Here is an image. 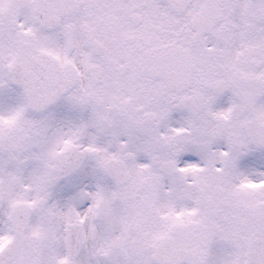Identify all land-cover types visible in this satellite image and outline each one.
<instances>
[{
	"label": "snow or ice",
	"instance_id": "snow-or-ice-1",
	"mask_svg": "<svg viewBox=\"0 0 264 264\" xmlns=\"http://www.w3.org/2000/svg\"><path fill=\"white\" fill-rule=\"evenodd\" d=\"M0 264H264V0H0Z\"/></svg>",
	"mask_w": 264,
	"mask_h": 264
}]
</instances>
